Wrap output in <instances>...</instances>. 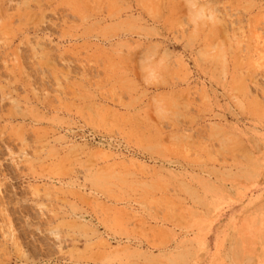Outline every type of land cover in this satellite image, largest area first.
I'll return each instance as SVG.
<instances>
[{
  "label": "rangeland",
  "instance_id": "374dc122",
  "mask_svg": "<svg viewBox=\"0 0 264 264\" xmlns=\"http://www.w3.org/2000/svg\"><path fill=\"white\" fill-rule=\"evenodd\" d=\"M0 264H264V0H0Z\"/></svg>",
  "mask_w": 264,
  "mask_h": 264
}]
</instances>
